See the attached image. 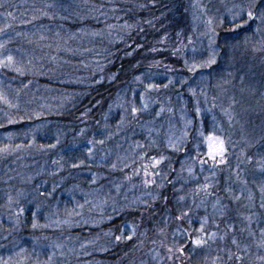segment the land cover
Instances as JSON below:
<instances>
[{
  "label": "rangeland",
  "instance_id": "rangeland-1",
  "mask_svg": "<svg viewBox=\"0 0 264 264\" xmlns=\"http://www.w3.org/2000/svg\"><path fill=\"white\" fill-rule=\"evenodd\" d=\"M26 1L0 0V264H117L114 255L118 264H264V177L247 174L243 144L225 132L237 119L235 71L242 70L240 83L251 81L239 89L243 98L264 99V0H189L193 40L184 53L167 69L136 74L106 100L98 113L109 108L113 128L68 140L46 116L71 100L75 81L59 89L43 78L40 70L51 67L29 49L42 37L38 7ZM26 119L31 126L19 125ZM45 133L54 142L49 166L38 144ZM209 137L224 140L223 157L209 155ZM48 183L57 193L53 205L41 196ZM128 203L129 210L147 209L141 222L116 221ZM172 204L177 224L169 211L161 215ZM26 228L52 235L27 236ZM146 236L149 243L133 242Z\"/></svg>",
  "mask_w": 264,
  "mask_h": 264
},
{
  "label": "trees",
  "instance_id": "trees-1",
  "mask_svg": "<svg viewBox=\"0 0 264 264\" xmlns=\"http://www.w3.org/2000/svg\"><path fill=\"white\" fill-rule=\"evenodd\" d=\"M29 1L32 7H38L37 22L39 30L42 31L40 33L42 37L39 35L29 41L31 44L29 49L40 56L42 54L45 62L48 61V67H51L48 71L40 70L45 72L43 78L47 79L48 85L57 86L59 89L69 86L64 82L67 79L75 81L70 87L71 100L63 102L46 116L48 121L58 124L60 129L65 130L67 140L71 135L75 137L82 134L81 131L92 134L94 131L113 128L116 121L108 123L107 120L114 119L107 118L105 114L109 108H104V111L98 113V109L107 104L106 100H115L117 90L123 91L126 86L128 87L130 85L128 81L136 74L161 66L167 69L165 67L171 66L193 40L189 21V0H27L25 4ZM44 12L53 15V20L47 22L40 20L39 17ZM22 38H25L24 35H21L20 39ZM21 46L24 47L25 43ZM51 69L54 71L50 72ZM241 71H235L237 79ZM67 74L70 75L63 76ZM237 79L231 86L235 94L236 121L240 122L241 128L236 126L233 118L235 125L228 126L225 132L231 134L233 139H237V144H243L246 157L242 167L249 164L247 174L258 173L263 178L264 166L259 169L260 171L258 167L260 156L264 157V99L257 93L252 101L243 98L244 95H240L242 93L239 89L244 86L246 90L245 85L251 81L248 79L250 82L243 80L240 83ZM247 106H250L249 113H245ZM20 124L28 127L32 122L26 119ZM8 128L13 129V126ZM45 134L47 137L42 134L38 144L42 145L41 156L42 161H45L43 165L49 166L53 163L50 155L54 142L49 133ZM245 139L255 140L247 144ZM226 142L229 150L233 141L226 139ZM59 174L60 172H55L47 179L52 181ZM46 175L49 176L48 173ZM260 180L263 182L264 179ZM49 186L52 185L48 183L47 188ZM47 188H42L41 196L47 199V203L53 205L57 193H52ZM2 199L3 196L0 195V205L4 204ZM131 206L132 203H128L122 207L118 213L119 217L116 218L119 224L142 221L147 209L129 210ZM155 207L158 209L159 203L155 204ZM164 210L169 211L172 217L171 224H177L181 220L176 205H170L169 209L163 207L161 215L164 214ZM156 212L154 210L153 213ZM31 213L28 212V219L33 222L34 217ZM151 213L146 212L149 217ZM156 220L157 217H152L148 223ZM155 231L156 226L151 236H155ZM29 233L37 238L52 235L51 229L36 228L29 231V228H26L23 231L27 236ZM153 237L146 236L141 240L133 238V242L149 243ZM109 259L112 263L119 262L115 255Z\"/></svg>",
  "mask_w": 264,
  "mask_h": 264
},
{
  "label": "snow or ice",
  "instance_id": "snow-or-ice-1",
  "mask_svg": "<svg viewBox=\"0 0 264 264\" xmlns=\"http://www.w3.org/2000/svg\"><path fill=\"white\" fill-rule=\"evenodd\" d=\"M254 12L253 11H251V10H249L248 12H247V16L249 17V18H252L253 16H254ZM5 59L7 60V61H9V62H11L12 60H13V57L11 56V55H9V56H7V57H5ZM215 62V60H214V58H212L210 61H208V62H206V63H214ZM4 65V61L3 60H0V66H3ZM17 70H19V69H17ZM149 87H151V85H149ZM0 99H5L6 100V98H4L3 96H0ZM7 102V101H6ZM209 139L211 140V141H214V143L213 144H210V151H209V155L210 156H212L213 157V159H215V156L216 155H219V156H221V157H223V155H224V152H225V148H224V140L222 139V138H219V137H209ZM203 229L201 228V231H202ZM214 235V234H213ZM196 244H203V243H206V241H204V240H202V239H199V238H197L195 241H194Z\"/></svg>",
  "mask_w": 264,
  "mask_h": 264
}]
</instances>
